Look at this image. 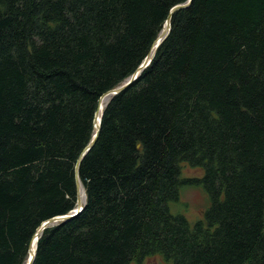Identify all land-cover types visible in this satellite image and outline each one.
Returning <instances> with one entry per match:
<instances>
[{"label": "trees", "instance_id": "16d2710c", "mask_svg": "<svg viewBox=\"0 0 264 264\" xmlns=\"http://www.w3.org/2000/svg\"><path fill=\"white\" fill-rule=\"evenodd\" d=\"M187 0H0V264L76 207L75 163L99 97L143 61ZM210 205L172 214L181 163ZM82 210L32 264H264V0H191L149 65L103 109Z\"/></svg>", "mask_w": 264, "mask_h": 264}, {"label": "water", "instance_id": "95a60500", "mask_svg": "<svg viewBox=\"0 0 264 264\" xmlns=\"http://www.w3.org/2000/svg\"><path fill=\"white\" fill-rule=\"evenodd\" d=\"M190 2H191V0H187L184 3L176 4L175 6H173L169 10L167 18L163 24V26L166 25V27H167L165 33L163 32L162 35L160 34V32L158 33V35L153 40V42L150 46L149 52L147 53V55L145 56L143 61L139 64V66L135 69V71L131 74V76L128 77L119 86L105 91L99 97L98 102H97V107H96V110L94 113V118H93L94 132H93L92 138L90 139L88 144L82 149V151L80 152V154L76 160V163H75L76 190H77L76 207L66 214L54 216V217H51V218L46 219L43 222H41V224L34 230L33 234L31 235V237L29 239L28 254H27V257L24 261V264H32L33 259L35 257V253H36L37 240L45 228L52 226V225H55V224H58L59 222H62L64 220H68L70 218H73L82 210L83 205L85 203V192H84V200H83V199H81V195H80V188H81L82 184L78 178V167H79V163H80L82 157L84 156V154L93 146V144L95 143V141L97 139L99 129H100L101 117H102L104 106L109 101V99L111 98L112 95L122 91L125 87H127L132 81H134L137 78L140 71L149 65V63L151 62L152 58L155 55V52H156L158 46L167 37V35L170 31L171 14L180 8L187 7L190 4ZM104 101H105V103L103 104ZM82 188H83V186H82ZM83 191H84V189H83Z\"/></svg>", "mask_w": 264, "mask_h": 264}, {"label": "rangeland", "instance_id": "374dc122", "mask_svg": "<svg viewBox=\"0 0 264 264\" xmlns=\"http://www.w3.org/2000/svg\"><path fill=\"white\" fill-rule=\"evenodd\" d=\"M203 170L199 167H192L186 162L181 163V178L191 179L188 183L179 187V197L169 203V209L172 214L183 215L190 225L203 218L204 212L210 205V200L200 181ZM141 264H171L161 255H152L147 257Z\"/></svg>", "mask_w": 264, "mask_h": 264}, {"label": "bare ground", "instance_id": "6f19581e", "mask_svg": "<svg viewBox=\"0 0 264 264\" xmlns=\"http://www.w3.org/2000/svg\"><path fill=\"white\" fill-rule=\"evenodd\" d=\"M166 29H167V27H166V25H164V26L162 27L161 31H160V34L162 35L163 32L165 33ZM104 103H105V101L103 102V104H104ZM80 195H81V199L84 200V191H83L82 186H81V188H80Z\"/></svg>", "mask_w": 264, "mask_h": 264}]
</instances>
